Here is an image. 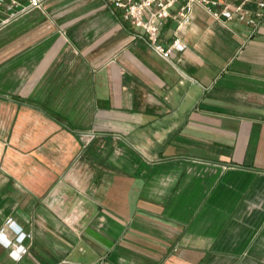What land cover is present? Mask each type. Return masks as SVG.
<instances>
[{
  "label": "crops",
  "instance_id": "0c3cea01",
  "mask_svg": "<svg viewBox=\"0 0 264 264\" xmlns=\"http://www.w3.org/2000/svg\"><path fill=\"white\" fill-rule=\"evenodd\" d=\"M184 39L167 63L105 0L0 31V229L32 235L0 264H264V22Z\"/></svg>",
  "mask_w": 264,
  "mask_h": 264
},
{
  "label": "built area",
  "instance_id": "2783aa9c",
  "mask_svg": "<svg viewBox=\"0 0 264 264\" xmlns=\"http://www.w3.org/2000/svg\"><path fill=\"white\" fill-rule=\"evenodd\" d=\"M48 0H0V31L17 21L26 14L42 9ZM106 6L117 18L126 25L132 35L150 47L163 61L173 64L174 54H183L189 49L184 39L186 29L192 25L197 8L203 10L214 20L224 25L239 24L250 29L255 35L264 22V0H105ZM172 24V37L167 39L166 35ZM169 40V41H168ZM93 133H85L83 138L92 140ZM13 219H8L1 227L8 238V232L15 235L13 239L8 238L11 244L5 247L9 256L16 253L19 262L27 254L28 248L25 241L32 235L22 231L20 228L14 230ZM15 223V222H14ZM16 224V223H15ZM24 251H20V249Z\"/></svg>",
  "mask_w": 264,
  "mask_h": 264
},
{
  "label": "clouds",
  "instance_id": "9594fccd",
  "mask_svg": "<svg viewBox=\"0 0 264 264\" xmlns=\"http://www.w3.org/2000/svg\"><path fill=\"white\" fill-rule=\"evenodd\" d=\"M12 227L14 230L18 229L19 226L16 225L14 222H12ZM21 235H23L22 230H21ZM0 243H2L5 247H8L11 244V241L7 238V236L3 233L0 232ZM20 251H24V249H20ZM13 259H19L18 255L14 252L12 253Z\"/></svg>",
  "mask_w": 264,
  "mask_h": 264
}]
</instances>
